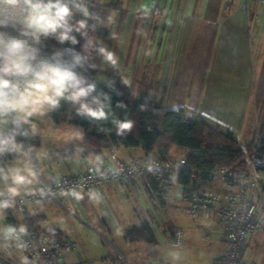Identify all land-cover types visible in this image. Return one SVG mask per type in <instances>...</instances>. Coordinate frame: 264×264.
<instances>
[{
	"label": "crops",
	"instance_id": "obj_1",
	"mask_svg": "<svg viewBox=\"0 0 264 264\" xmlns=\"http://www.w3.org/2000/svg\"><path fill=\"white\" fill-rule=\"evenodd\" d=\"M89 9L93 10L92 17L78 14L80 19L94 23L98 29L96 37L119 58L115 68L96 59L100 65L95 74L100 77L99 82L125 84L137 99L155 97L166 109L182 111L189 118L201 116L224 132L240 135L246 143L264 133V2L97 0ZM44 44L42 50L50 54L67 48L66 43L61 45L52 38ZM35 122L38 134L29 137L30 145L43 155L36 161L38 177L28 186L31 188L37 187L41 179L49 182L61 174L82 170L90 161L97 166L110 165L112 151L126 161L159 154L157 150L146 153L141 147L121 144L112 145L99 155L80 148L84 127L66 121L57 123L52 112ZM20 141L26 145L23 139ZM175 147L182 151L175 154ZM167 152L175 157L187 155L185 148L176 145ZM97 155L102 163L95 161ZM14 159L11 157L4 165ZM201 189L226 188L220 181L210 180ZM75 191L82 199L63 194L62 204L50 202L30 207L32 212L46 215L44 226L60 229L63 238L76 243L75 249L64 255L75 264H119L125 254L132 256L130 250L135 246L146 254L148 246L159 243L164 235L170 233L173 238L177 226L165 224V229L159 225L166 204L188 203L178 173L173 176L172 194L166 200L159 199L143 177L111 179L97 188ZM90 192L98 194V198L92 199ZM254 198L264 224V181L254 191ZM8 214L14 216L13 223L21 224V213L16 209H10ZM207 221L218 226L223 253V227L213 219ZM147 225L153 230L156 243L147 242L143 236L135 240L126 236L127 230ZM102 236L111 237L107 240L112 247ZM243 250L248 264H264V225L247 236Z\"/></svg>",
	"mask_w": 264,
	"mask_h": 264
},
{
	"label": "clouds",
	"instance_id": "obj_2",
	"mask_svg": "<svg viewBox=\"0 0 264 264\" xmlns=\"http://www.w3.org/2000/svg\"><path fill=\"white\" fill-rule=\"evenodd\" d=\"M76 14L92 17L88 0H0V157H15L11 164L0 165V217L16 209L17 198L37 179L35 162L43 155L17 137L38 134L35 121L57 110L62 101L79 117L92 122L106 121L111 115L117 136H125L135 125L130 118L116 117L110 96L98 92L96 83L84 74L89 68H100L97 58L113 68L119 58L102 40L88 35L86 19L74 22ZM7 28L13 31H5ZM74 32L85 40L80 51L68 47L43 53L49 38L61 45H77ZM117 107L127 106L118 103ZM95 161L103 162L99 155ZM65 194L82 199L75 190ZM89 195L98 198L96 193ZM27 234L26 225L7 224L0 228V247L15 244L24 249L22 237ZM172 258L181 257L175 252Z\"/></svg>",
	"mask_w": 264,
	"mask_h": 264
},
{
	"label": "built area",
	"instance_id": "obj_3",
	"mask_svg": "<svg viewBox=\"0 0 264 264\" xmlns=\"http://www.w3.org/2000/svg\"><path fill=\"white\" fill-rule=\"evenodd\" d=\"M259 1L264 2V0ZM92 3L93 0H88V6ZM42 51L44 54H50L45 50ZM234 136L245 152L246 165L243 169L227 166L209 169L194 168L188 165L186 156H171L167 151L159 152L158 156L126 161L112 151L113 162L110 165L97 166L88 162L84 169L73 174H61L49 182L41 179L37 187H28L22 197L17 198L16 210L24 213L25 210L38 204L50 202L62 204V195L73 190L97 188L111 179L132 180L137 177H143L157 197L166 200L172 194L173 176L187 168L190 169L192 178V192L188 195L190 215L194 218L213 219L223 227L224 250L215 263L248 264L244 260V242L250 233L262 229L264 225L259 216L258 201L254 198V191L259 190L264 181V155L257 152L254 147L248 151V148L244 146L243 138L238 134ZM22 139L30 145L29 137H17L18 141ZM11 157L13 155L0 157V165H4ZM210 180L220 181L226 189L223 191L202 190V186ZM7 224L17 226L0 218V228ZM27 232L28 234L22 237L26 248L17 247L25 254L36 258L41 264H75L64 257L65 252L75 249L76 243L73 240ZM183 237L184 229L176 227L173 244L182 245ZM2 243L0 241V244ZM0 251L9 252L10 249L0 247Z\"/></svg>",
	"mask_w": 264,
	"mask_h": 264
},
{
	"label": "trees",
	"instance_id": "obj_4",
	"mask_svg": "<svg viewBox=\"0 0 264 264\" xmlns=\"http://www.w3.org/2000/svg\"><path fill=\"white\" fill-rule=\"evenodd\" d=\"M76 20H80V17H74V22ZM97 30L94 23L87 22L86 31L89 36L96 37ZM73 34L76 35L79 43L72 46L66 42L67 48L74 47L80 51L85 40L79 33ZM98 69L89 68L84 74L96 83L98 92L110 96L111 109L115 116L120 119L130 118L135 121V125L125 136H117L111 115L106 121L92 122L79 117L71 105L62 101L61 106L52 112V116L57 123L66 121L85 128V136L80 147L82 150L88 148L100 155L112 145L122 144L130 148L141 147L147 153L153 150L165 152L176 145L187 150V163L194 168L227 166L243 169L245 167V152L233 131L224 132L206 122L201 116L189 118L182 111L166 109L155 97L146 95L137 99L132 89L120 82H99L95 79ZM118 103H123L127 107L119 108ZM246 146L250 150L254 147L257 152L264 155V133L247 142ZM178 178L188 196L192 192L190 169L181 170ZM30 209L21 213V224L26 225L27 231L37 235H55L63 238L60 229L42 224L46 219L44 213H34ZM13 217L8 214L4 220L16 224L13 223ZM126 236L133 240L143 236L147 242L156 243L155 234L148 225L127 230Z\"/></svg>",
	"mask_w": 264,
	"mask_h": 264
},
{
	"label": "rangeland",
	"instance_id": "obj_5",
	"mask_svg": "<svg viewBox=\"0 0 264 264\" xmlns=\"http://www.w3.org/2000/svg\"><path fill=\"white\" fill-rule=\"evenodd\" d=\"M92 11L90 9V12ZM95 79L97 81L100 80L98 74ZM244 144L246 146V141H244ZM26 145L29 144L26 143ZM175 149L178 148L175 147ZM247 150L249 151V149ZM178 151L175 154L180 153L182 150L178 149ZM36 165L37 162H35V167ZM187 205L188 203L185 201H177L174 204L167 203L165 209L160 213L159 225L162 228H165V224H167L184 229V243L182 245H174L173 238L169 233L159 239L160 242L156 245H147L146 254L135 246V248L130 250L132 256H130L131 254H125V259L121 257L119 264H215L214 258L222 254L220 250L223 247L219 228L213 221H207L202 217L194 218L190 215ZM60 207L62 211H65L62 206ZM102 238L109 244L107 238L111 237L102 236ZM109 245L112 247L111 244ZM9 249V252L0 251V264H41L39 260L25 254L16 246H12ZM114 249L119 254L115 246ZM175 252L180 254L181 258L179 260L172 258V253Z\"/></svg>",
	"mask_w": 264,
	"mask_h": 264
}]
</instances>
